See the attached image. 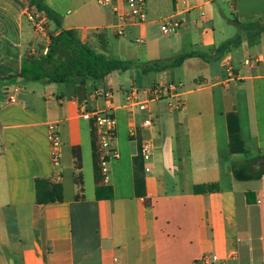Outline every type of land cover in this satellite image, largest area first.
I'll return each instance as SVG.
<instances>
[{"label":"crops","instance_id":"1","mask_svg":"<svg viewBox=\"0 0 264 264\" xmlns=\"http://www.w3.org/2000/svg\"><path fill=\"white\" fill-rule=\"evenodd\" d=\"M41 1L60 18L54 0ZM115 6L119 0L104 12L85 11L86 20L104 26L64 29L59 19L60 25L50 21V31L74 30L82 40L104 43L99 51L107 54L109 38L118 37ZM33 7L31 0H0V264H264V173L250 181L233 174L234 165L247 161L251 172L264 170V0H147L144 24L122 36L145 44L131 60L136 67L124 72L130 79L120 72L88 79L83 95L73 83L15 77L35 39L26 15ZM227 8L234 20L225 15ZM221 17L257 23L262 32L242 33L241 44L222 52L220 61L194 57L178 68L142 72V62L193 51L214 56ZM170 18L181 28L167 35L161 22ZM168 36L162 46L161 37ZM249 59L254 62L247 64ZM172 84L179 95L171 91L148 111L126 105L132 87ZM102 88L112 91L111 100L93 96ZM10 92H16L15 102ZM180 96L182 111L172 105ZM110 110L117 158L105 171L95 115ZM51 125L62 140L58 167L51 157ZM148 140L153 151L147 161L141 148ZM74 148L81 151L82 186L75 180ZM37 179L61 184L64 201L38 204ZM211 184L217 189L195 192ZM107 185L113 197L98 199L97 189Z\"/></svg>","mask_w":264,"mask_h":264},{"label":"trees","instance_id":"2","mask_svg":"<svg viewBox=\"0 0 264 264\" xmlns=\"http://www.w3.org/2000/svg\"><path fill=\"white\" fill-rule=\"evenodd\" d=\"M39 9L45 10L52 20L60 25L56 13L49 7L43 4L41 0H31ZM235 24L239 29V34L234 39L221 45L214 56L207 55L201 52L193 51L179 55L178 57L167 60L158 61L151 64L139 65L144 74L151 72L160 73L166 69L173 67L178 68L190 58L198 57L204 61L210 62L212 59H218L222 52H225L231 45L238 46L243 41L242 33L252 32L261 33L262 29L257 23H241L235 20ZM60 37H64L67 41L69 49L67 50L64 62L56 63L49 69L45 61H38L27 55L23 61L21 72L15 77L22 78L29 81H39L45 84H68L73 83L78 86L79 94L83 95L87 92L86 82L88 79L94 81H103L109 75L120 72L124 73L136 67L131 61H123L113 59L107 54H102L99 50L91 47L87 43L78 39L74 30H63ZM1 82V79H0ZM75 159V180L77 184L82 186L81 168L82 156L79 148L73 149ZM264 170L259 172H251L250 162L247 161L241 165L233 166V174L239 181L257 180L262 177ZM217 189L216 184L196 186L195 192L202 193L214 191ZM114 194L113 188L110 185L99 187L96 191L98 199L112 198ZM36 195L37 203L40 205H47L56 202L64 201L63 186L58 183H53L49 180L37 179L36 180ZM251 193L247 194V199L250 202Z\"/></svg>","mask_w":264,"mask_h":264},{"label":"built area","instance_id":"3","mask_svg":"<svg viewBox=\"0 0 264 264\" xmlns=\"http://www.w3.org/2000/svg\"><path fill=\"white\" fill-rule=\"evenodd\" d=\"M120 6H115L114 10L118 17V23L114 27L115 35L118 37H122L126 34L127 29L133 25H142L144 24L147 18V0H119ZM97 2L106 7L110 5L113 0H97ZM27 18L32 23L34 30L38 35L47 37L50 32V21L52 20L48 13L45 10H41L38 7H33L29 9L26 13ZM162 31L164 34L172 35L179 32L181 28V23L174 18L165 19L161 22ZM247 64H251L252 62L247 60ZM229 72H232V68H228ZM180 87H176V85H157L147 89H139L137 87H132L126 93V105L130 109H134L137 107L141 112L148 111L150 108V104L153 102L161 101L166 96H168L171 91H176ZM10 102H15L16 92L7 93ZM177 96L179 94H176ZM95 98L99 96H104L109 101L113 98V93L109 89H96L93 93ZM173 107L179 111L185 109V103L181 96L178 100L173 102ZM92 116L91 112H87L84 115L85 119H90ZM96 118L98 124L101 128V147L103 151V155L105 158V171L106 165L117 158V151L114 148V142L116 140V119L114 116V112L112 110L106 112H97ZM144 125L146 127H151L153 125L151 118H146L144 120ZM50 131V140H51V157L52 162L55 167L61 165L62 159V140L59 135V132L56 129L55 125H51L49 127ZM142 154L145 160H150L152 157L153 144L151 141H146L142 148ZM147 171H150V168H147ZM213 262L216 259H212Z\"/></svg>","mask_w":264,"mask_h":264},{"label":"rangeland","instance_id":"4","mask_svg":"<svg viewBox=\"0 0 264 264\" xmlns=\"http://www.w3.org/2000/svg\"><path fill=\"white\" fill-rule=\"evenodd\" d=\"M54 1L56 2L57 6H59L60 8V11L58 12L60 16L59 19L61 20V26L64 29L68 27H79V26H89V25L101 26L104 24V23L90 22L86 20V17L84 16L85 11L88 9L95 10V12L99 10L103 12L105 11V8L101 6L97 2V0H91V1L54 0ZM86 2H88L86 7H83V9L80 10L81 8L79 7V5L84 4ZM225 15L229 20H234V17L228 8L226 9ZM221 19L222 22L217 24L216 33H217L218 42L220 43V45H223L230 41H234V39L239 34V29L235 24L224 20L223 17H221ZM76 37L78 39H81V37H79L78 35ZM172 37L173 36L161 37L160 39L161 45L162 46L165 45L169 39H172ZM109 40L110 41H109V46H108L109 48L107 54L111 58H115L118 60H123V61L135 60L138 52H140L145 48V44L136 42L135 38L129 36L125 38L110 37ZM82 41L87 43L91 47L95 48L96 50L105 48L104 43L101 42L94 43L88 39ZM66 43L67 41H65L64 37H60L59 35H54L52 34L51 31L49 32L48 38L38 35L37 32L35 31V39L33 40V45L31 48L32 50L29 52L28 55L29 57H32L35 60L45 61L46 66L49 69H51L54 66V64L64 62L67 54L65 52H67V50L69 49ZM231 46L232 48H234L235 45H231ZM221 58L222 56L218 59V61H220ZM249 61L254 62V60H250V59ZM144 63L145 62H142V64ZM125 75L128 74L121 73V76H123V78L130 79L129 76H125ZM151 76H154V74H151ZM131 83L133 84V82H129L128 86L131 85ZM134 84L140 88L141 83L139 81L137 83L134 82ZM114 93H117V90H115Z\"/></svg>","mask_w":264,"mask_h":264},{"label":"water","instance_id":"5","mask_svg":"<svg viewBox=\"0 0 264 264\" xmlns=\"http://www.w3.org/2000/svg\"><path fill=\"white\" fill-rule=\"evenodd\" d=\"M261 165V169L260 170H262L263 168H264V163H262V164H260Z\"/></svg>","mask_w":264,"mask_h":264}]
</instances>
